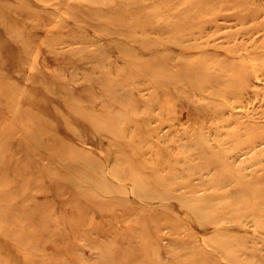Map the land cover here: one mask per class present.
I'll list each match as a JSON object with an SVG mask.
<instances>
[{
  "label": "rangeland",
  "instance_id": "obj_1",
  "mask_svg": "<svg viewBox=\"0 0 264 264\" xmlns=\"http://www.w3.org/2000/svg\"><path fill=\"white\" fill-rule=\"evenodd\" d=\"M0 264H264V0H0Z\"/></svg>",
  "mask_w": 264,
  "mask_h": 264
},
{
  "label": "bare ground",
  "instance_id": "obj_2",
  "mask_svg": "<svg viewBox=\"0 0 264 264\" xmlns=\"http://www.w3.org/2000/svg\"><path fill=\"white\" fill-rule=\"evenodd\" d=\"M148 3V2H147ZM163 4V3H162ZM136 5V4H135ZM141 5V4H140ZM166 5V4H165ZM164 6V5H163ZM186 6V5H185ZM150 7H151V5H150ZM159 7V6H158ZM135 8V7H134ZM137 8V7H136ZM135 8V9H136ZM141 8V7H140ZM162 9H163V7H161ZM160 8V9H161ZM175 8V7H174ZM181 8V7H180ZM222 8V7H221ZM137 10V9H136ZM143 10V9H142ZM140 11V10H139ZM191 11H192V9H191ZM129 12V11H128ZM145 12V11H144ZM149 12H150V10H149ZM179 13V12H178ZM183 13V12H182ZM189 13V12H188ZM144 14H146V13H144ZM174 14V13H173ZM132 15V14H131ZM154 15V14H153ZM153 15H152V17H153ZM177 15V14H176ZM186 15H188V14H186ZM157 16H159V15H157ZM201 16V15H200ZM131 17V16H130ZM138 17H140V16H138ZM149 17V16H148ZM160 17V16H159ZM135 19V18H134ZM144 19V18H143ZM145 19H148L147 17L145 18ZM156 19V18H155ZM141 20H142V18H141ZM152 20V19H151ZM94 21V20H93ZM119 21V20H118ZM132 21V20H131ZM135 21H139V20H135ZM162 21V20H161ZM170 21V20H169ZM175 21V20H174ZM179 21V20H178ZM90 22V21H89ZM150 22V21H149ZM177 22V21H176ZM98 23H100V22H98ZM102 23V22H101ZM136 23V22H135ZM144 23V22H143ZM146 23V22H145ZM144 23V24H145ZM166 24H167V22H165ZM115 24V23H114ZM139 24V23H138ZM141 24V23H140ZM169 24V23H168ZM167 24V25H168ZM99 25V24H98ZM103 25V24H102ZM105 25V24H104ZM142 25V24H141ZM125 26V25H124ZM169 26V25H168ZM168 26H165V27H168ZM172 26V25H171ZM103 27V26H102ZM119 27V26H118ZM122 27V26H121ZM120 27V28H121ZM155 27V26H154ZM162 27V26H161ZM123 28V27H122ZM158 28V27H157ZM194 28V27H193ZM105 29V28H104ZM114 29V28H113ZM161 29V28H160ZM163 29V28H162ZM170 29V28H169ZM118 30V29H117ZM122 30H124V29H122ZM165 30H167V29H165ZM120 31V30H119ZM48 32V31H47ZM109 32V31H108ZM107 32V33H108ZM115 32V31H114ZM117 32V31H116ZM144 32V31H143ZM97 33V32H96ZM101 33V32H100ZM126 33V31L124 32V34ZM130 33V32H129ZM147 33V32H146ZM103 34V33H102ZM109 34V33H108ZM117 34V33H116ZM119 34H121L120 32H119ZM128 34V33H127ZM95 35V34H94ZM106 35V34H105ZM138 35V34H137ZM143 35H145L144 33H143ZM110 36H111V34H110ZM109 36V37H110ZM149 35H147V37H148ZM114 37V36H113ZM122 37V36H121ZM128 38H129V35H128ZM140 38V37H139ZM105 39V38H104ZM141 40V39H140ZM147 40V39H146ZM154 40V39H153ZM108 41V40H107ZM137 41V40H136ZM127 43H129V41H127ZM126 43V44H127ZM150 43V42H149ZM109 44V43H108ZM153 44V43H152ZM113 45H114V43H113ZM112 45V46H113ZM125 45V44H124ZM138 45V44H137ZM106 46H107V44H106ZM111 46V45H110ZM127 46V45H126ZM172 46V45H171ZM114 47V46H113ZM132 47V46H131ZM152 47V46H151ZM154 47V46H153ZM109 48V47H108ZM127 48H128V46H127ZM130 48V47H129ZM148 48H150V47H148ZM131 50V49H130ZM154 50V49H153ZM173 50V49H172ZM111 52V51H110ZM119 52H121V51H119ZM123 52V51H122ZM116 53V52H115ZM127 53V52H126ZM117 54H118V52H117ZM116 54V55H117ZM172 54V53H171ZM121 56V55H120ZM125 56V55H124ZM128 56H129V54H128ZM132 56V55H131ZM118 57H119V55H118ZM126 58H127V56H125ZM124 57V58H125ZM133 57H135V55L134 56H132V58ZM120 58V57H119ZM123 58V59H124ZM117 59V58H116ZM129 59V58H128ZM151 60H152V58H150ZM154 60V59H153ZM125 62V61H124ZM127 62V61H126ZM220 63V62H219ZM153 64V63H152ZM155 64V63H154ZM185 66V65H184ZM154 71V70H153ZM221 74V73H220ZM166 82V81H165ZM158 85H159V87H162V82H160L159 80H158ZM163 89H166L165 87L163 88ZM179 97V96H178ZM249 100V99H248ZM242 132V131H241ZM83 139V138H82ZM166 148V147H165ZM121 153L123 154V159H124V161H125V163H126V165H127V167H126V169H128L129 170V172L133 175V182H132V187L133 188H129V190H130V192L131 193H133V197L134 198H138V200H140L139 199V195L137 194V192L136 191H138L139 190V188H142L144 191H142L143 193H142V196H143V199H146L149 195H150V199L151 198H153L154 200H160V201H162L161 199H165L166 198V195H168V192L169 191H163V190H160V189H157V190H154V191H151L153 188H152V184L150 183V181H149V173L147 172V166L146 165H142L141 163H140V160L138 159V157H139V155H138V152L137 151H133V153H134V155L136 156V157H134L132 154H130L128 151H127V148L126 147H123V149H122V151H121ZM151 167V166H150ZM148 169H150V168H148ZM117 172V174H119V170L118 171H116ZM102 193V192H101ZM131 193H129V194H131ZM118 194H120V193H118ZM117 193H116V195H118ZM132 195V194H131ZM131 199H133V198H131ZM171 199V198H170ZM148 202V200H146L144 203H147ZM143 203V204H144ZM161 205V204H160ZM177 206V209L179 208V211L180 212H183V210H190L191 208L188 206V204L185 202V203H181V204H179V205H176ZM139 209H140V207H139ZM168 215V214H167ZM217 225V224H216ZM200 234V233H199ZM131 249H132V247H131ZM122 258H123V256H122ZM128 262V261H127ZM140 262V261H139ZM135 263V262H134Z\"/></svg>",
  "mask_w": 264,
  "mask_h": 264
}]
</instances>
